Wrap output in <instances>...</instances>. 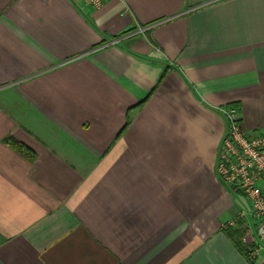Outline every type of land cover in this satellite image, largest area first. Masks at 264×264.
<instances>
[{"label":"crops","instance_id":"crops-1","mask_svg":"<svg viewBox=\"0 0 264 264\" xmlns=\"http://www.w3.org/2000/svg\"><path fill=\"white\" fill-rule=\"evenodd\" d=\"M224 107L264 132V0H0V264H253Z\"/></svg>","mask_w":264,"mask_h":264},{"label":"built area","instance_id":"built-area-1","mask_svg":"<svg viewBox=\"0 0 264 264\" xmlns=\"http://www.w3.org/2000/svg\"><path fill=\"white\" fill-rule=\"evenodd\" d=\"M110 0H83L100 9ZM224 116L226 130L221 141L215 175L234 196L248 202L247 210H239L230 226L239 221L243 229V243L247 245L248 261L264 264V132L251 136L244 133L239 111L235 107L219 110Z\"/></svg>","mask_w":264,"mask_h":264},{"label":"trees","instance_id":"trees-1","mask_svg":"<svg viewBox=\"0 0 264 264\" xmlns=\"http://www.w3.org/2000/svg\"><path fill=\"white\" fill-rule=\"evenodd\" d=\"M5 143L14 148L16 151L20 152L21 154L25 155L26 157H30V154L26 152V150L17 142L11 139H6ZM225 234L227 237L232 241L234 246L239 250L240 253L244 254V248L242 244H240L239 239V232L237 231H232V230H224Z\"/></svg>","mask_w":264,"mask_h":264},{"label":"rangeland","instance_id":"rangeland-1","mask_svg":"<svg viewBox=\"0 0 264 264\" xmlns=\"http://www.w3.org/2000/svg\"><path fill=\"white\" fill-rule=\"evenodd\" d=\"M234 198H235V204H236V208H237L236 211L247 210L248 202L244 198H240V197H234ZM226 229L239 232V239L238 240L240 241V244H242V246L244 248V252H246L247 245L244 244L242 241L243 236H244L243 235L244 232H243V229L241 227L240 222L238 221L237 224L234 226L227 225ZM247 261H248V259H247ZM253 264H256V263H253Z\"/></svg>","mask_w":264,"mask_h":264}]
</instances>
